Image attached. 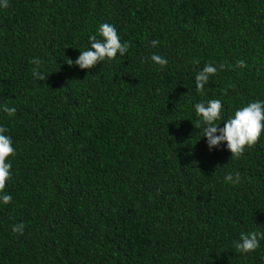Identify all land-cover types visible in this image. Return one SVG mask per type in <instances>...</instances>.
<instances>
[{
  "label": "trees",
  "instance_id": "1",
  "mask_svg": "<svg viewBox=\"0 0 264 264\" xmlns=\"http://www.w3.org/2000/svg\"><path fill=\"white\" fill-rule=\"evenodd\" d=\"M8 3L0 126L15 154L0 264H264V240L247 254L234 247L241 232H264V132L231 158L226 143L209 149L194 108L219 99L223 127L264 101V0ZM103 23L128 52L91 70L68 65ZM34 58L44 81L32 75ZM208 63L218 71L197 93ZM236 172L240 183H226Z\"/></svg>",
  "mask_w": 264,
  "mask_h": 264
},
{
  "label": "clouds",
  "instance_id": "2",
  "mask_svg": "<svg viewBox=\"0 0 264 264\" xmlns=\"http://www.w3.org/2000/svg\"><path fill=\"white\" fill-rule=\"evenodd\" d=\"M9 7L8 0H0V8ZM99 37V39L97 38ZM90 47L87 50L80 51L78 58L73 61L66 60L70 66L76 65L82 70H91L98 63L105 59L111 61L117 53L124 56L129 50V43H121L115 26L103 23L98 26L97 34L89 37ZM159 41H151V45L156 47ZM150 59L157 65L163 67L168 61L161 55L153 54ZM35 67L32 69V75L39 81H44L46 76L40 71V65L43 63L40 59H32L30 61ZM199 64V61H194ZM237 67H244L243 60L237 61ZM225 65L220 64L219 70H224ZM218 69L211 63L205 66L195 76V90L197 93H202L205 85L209 83L211 76L217 73ZM222 102L219 99H210L205 102H199L194 105L195 112L200 117V122L204 125L203 137L207 140V145L211 150L218 147L222 143H226L227 150L231 153V158L239 159L245 152L246 148H252L259 141L262 132H264V101L256 100L249 102L246 106L238 108L234 115L223 121V127L216 122L222 120ZM3 112L8 116L15 115L14 107L3 106ZM8 131L3 126H0V202L7 205L12 202L10 194H4L6 183L11 176L10 163L6 160L8 157L15 154V149L12 147L10 136L5 135ZM241 174L236 172L227 173L225 182L238 184L240 183ZM25 225L23 223L13 226L14 233L23 234ZM264 240V232L251 231L241 232L239 240L235 242L234 247L237 252L247 254L255 251L260 246V241ZM264 259V258H262Z\"/></svg>",
  "mask_w": 264,
  "mask_h": 264
}]
</instances>
